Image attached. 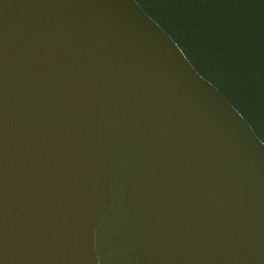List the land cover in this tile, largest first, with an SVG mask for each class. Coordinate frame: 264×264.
Returning <instances> with one entry per match:
<instances>
[{
	"label": "water",
	"instance_id": "1",
	"mask_svg": "<svg viewBox=\"0 0 264 264\" xmlns=\"http://www.w3.org/2000/svg\"><path fill=\"white\" fill-rule=\"evenodd\" d=\"M0 264H264V0H0Z\"/></svg>",
	"mask_w": 264,
	"mask_h": 264
}]
</instances>
